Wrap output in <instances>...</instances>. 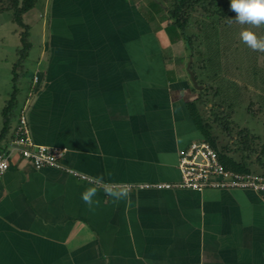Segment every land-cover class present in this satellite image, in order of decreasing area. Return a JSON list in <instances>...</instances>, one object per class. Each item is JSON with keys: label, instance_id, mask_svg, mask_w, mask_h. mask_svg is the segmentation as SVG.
Wrapping results in <instances>:
<instances>
[{"label": "crops", "instance_id": "crops-1", "mask_svg": "<svg viewBox=\"0 0 264 264\" xmlns=\"http://www.w3.org/2000/svg\"><path fill=\"white\" fill-rule=\"evenodd\" d=\"M40 1L43 45L0 154L21 109L31 141L64 154L61 168L39 169L12 154L0 175V264H264V191L105 194L178 182L179 154L200 140L167 21L156 29L146 0ZM90 187L92 208L81 199Z\"/></svg>", "mask_w": 264, "mask_h": 264}, {"label": "trees", "instance_id": "trees-1", "mask_svg": "<svg viewBox=\"0 0 264 264\" xmlns=\"http://www.w3.org/2000/svg\"><path fill=\"white\" fill-rule=\"evenodd\" d=\"M163 1V2H162ZM146 0L148 6V12L154 9L162 10L163 7L166 25L165 32L171 43L181 41L184 45L185 51L188 52V57L193 58L197 55L200 60L197 62V67L200 70V74L206 71V64L213 66L215 57L205 56V53L198 51L197 46L194 45L198 40V34L203 32L202 19L212 18L214 20L208 23L210 29L220 27L221 32L223 30H230L234 22L235 13L229 10V3L224 0ZM36 0H0V13L9 12L11 15V22L20 28L19 42L20 46L16 51L17 59L12 65V89L8 99L5 101L3 108L0 111L2 128L0 131V139L4 137L8 130L11 121L16 116L17 106V94L19 93L18 86L20 80L24 75L23 62L27 57L31 44L29 42V26L23 22V15L30 11ZM155 11V10H154ZM147 12V13H148ZM156 12V11H155ZM196 15V19L192 21V17ZM229 19H233L232 23H229ZM193 23V24H192ZM189 27H193L197 30L198 34H187L186 30ZM220 43H223L222 37H219ZM220 53V58L224 55ZM226 58V56H225ZM223 59V58H222ZM218 61V60H217ZM228 61V59L226 60ZM224 60V62H226ZM217 70L223 72L225 67L218 65ZM196 63H190L189 70L193 73L196 80V71L194 69ZM227 68V67H226ZM214 71L212 74L217 79L219 74ZM215 80V79H214ZM197 84L202 85L200 90H194L195 98L186 103L187 110L190 117L196 127L199 134V139L207 142L212 149L217 153V157L221 165L225 170L248 174L253 173L250 168V159L255 155V163L259 166L264 176V143L261 147L256 148L255 142L257 136L250 133L246 128H242L236 132V137L231 143L220 144L219 134L213 131V126L210 122L215 123L220 133H224L228 137L231 136L232 127L234 122L232 117L234 115L233 102L226 100L216 101L221 94V88L212 82H204L203 80L196 81ZM213 84V85H212ZM243 89L247 90L246 86ZM210 96L212 100V106L208 109L209 117L203 116L201 110L207 106V97ZM252 100L249 99L246 111L252 117L256 113H261L264 109L257 107L256 112L252 111ZM210 118V120H208Z\"/></svg>", "mask_w": 264, "mask_h": 264}, {"label": "rangeland", "instance_id": "rangeland-1", "mask_svg": "<svg viewBox=\"0 0 264 264\" xmlns=\"http://www.w3.org/2000/svg\"><path fill=\"white\" fill-rule=\"evenodd\" d=\"M224 1L229 3L230 10V0ZM40 2V0H36L33 8L23 15V22L29 26V42L31 47L23 62L25 73L18 86L19 93L16 97L17 101L20 97L21 86L30 79L33 73L38 62L40 49L43 45L41 27L43 22L42 18L46 19V15H42L43 11L39 6ZM161 9L162 10L154 9L156 12L153 10L147 13L148 17L153 20V26L156 29L161 28L163 22L166 21L163 7H161ZM196 17L197 16L194 15L191 22H193ZM212 20L214 19H202L204 29L200 34H198L197 30L193 27H189L186 30L187 34H198V40L194 43V45L197 46L196 48L199 49L198 51L205 53V56L215 57L213 66L206 64V71L202 73V75L197 67V62L200 60V57L197 54L191 58L190 63H196V65L193 66L196 71V81L198 82L201 79L204 82L216 84L221 88V94L216 101L223 99L227 102L231 101L234 103V115L231 118L234 124L230 137L224 133H220L215 123H210L213 126V131L219 134L220 144L231 143L236 137V132L242 128H246L250 133L257 136L258 139L255 142V147L259 148L264 143V110L261 113H256V115L252 117L247 113L246 107L248 106L249 99H251L252 111L256 112V108L259 106L264 109V53L251 50L241 41L239 33L245 26L234 24L229 31L225 29L221 32L218 26L215 29H210L208 23ZM45 24L46 22L44 25ZM252 30L255 31L257 35L264 36V27L253 28ZM19 31L20 28L11 22V15L9 12L0 13V94L8 93L9 95L11 93V70L12 65L17 59L16 51L20 46ZM158 33L162 34L163 32L160 30ZM219 37H222L223 43H220ZM178 48L181 50L178 49L175 51L176 54L180 52L179 55L181 59L175 58L174 61L177 63L178 67L183 69L182 73L184 77L187 78V81H189L186 72V65L189 62V57L187 56L188 52L185 51L183 43L179 45ZM183 50L184 52H182ZM222 52L224 53L223 59L220 58V53L222 54ZM167 56L169 57L168 53ZM227 59L228 61H226ZM224 60L226 62H224ZM217 62H219L218 65L221 64L225 67L223 72L217 70ZM214 71L218 72L217 74H219L218 77H220V79L213 76L212 73ZM197 85L202 88V85ZM244 86L248 89H243ZM191 88L196 90L192 85ZM207 100V106L201 110L203 116L206 118L209 117L208 109L212 106L210 96L207 97ZM208 120H210V118ZM255 157L254 155L250 159V168L253 170V174H260L262 171L255 163ZM262 157L264 158V155Z\"/></svg>", "mask_w": 264, "mask_h": 264}, {"label": "built area", "instance_id": "built-area-1", "mask_svg": "<svg viewBox=\"0 0 264 264\" xmlns=\"http://www.w3.org/2000/svg\"><path fill=\"white\" fill-rule=\"evenodd\" d=\"M36 80V78H34ZM15 153L19 158L28 161L33 168L44 166L61 168L59 160L64 149L35 145L28 133L27 120L24 109L18 112L17 124L10 139L9 150L0 154V175L10 166V158ZM177 168L180 180L176 183L157 184H110L104 185L116 189L128 190L132 188L173 189L183 188L197 192L205 189H250L264 191V176L260 174H240L225 170L218 160L217 153L205 141L197 140L179 154ZM82 180H89L86 176L78 174L72 169H65Z\"/></svg>", "mask_w": 264, "mask_h": 264}, {"label": "clouds", "instance_id": "clouds-1", "mask_svg": "<svg viewBox=\"0 0 264 264\" xmlns=\"http://www.w3.org/2000/svg\"><path fill=\"white\" fill-rule=\"evenodd\" d=\"M230 10L236 15L234 22L238 25L245 26L240 31L241 41L251 50L264 53V36H259L253 31V28L264 27V0H230ZM233 19H229L232 23ZM128 189L113 190L111 187H105V194L115 199H121L128 195ZM97 196V189L90 187L81 193V199L89 208L98 204L94 200Z\"/></svg>", "mask_w": 264, "mask_h": 264}, {"label": "water", "instance_id": "water-1", "mask_svg": "<svg viewBox=\"0 0 264 264\" xmlns=\"http://www.w3.org/2000/svg\"><path fill=\"white\" fill-rule=\"evenodd\" d=\"M190 61H191V58H189V62H188L187 65H186V72H187V75H188V77H189V81H190L191 85H192L196 90H200V89H201V86H198V85H197L193 73L189 70Z\"/></svg>", "mask_w": 264, "mask_h": 264}]
</instances>
